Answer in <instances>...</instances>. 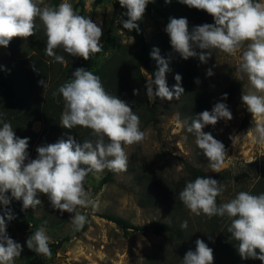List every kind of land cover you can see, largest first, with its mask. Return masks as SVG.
I'll use <instances>...</instances> for the list:
<instances>
[{
  "label": "clouds",
  "instance_id": "9594fccd",
  "mask_svg": "<svg viewBox=\"0 0 264 264\" xmlns=\"http://www.w3.org/2000/svg\"><path fill=\"white\" fill-rule=\"evenodd\" d=\"M154 2L119 0L121 8L127 10L123 13L127 19H120L123 29L139 33L138 22L143 20L148 4ZM164 2L170 4L172 0ZM178 2L206 12L214 23H204L189 30L186 18H170L164 31L173 51L184 60L198 58L201 63H207L212 50L233 56L241 53L238 78L247 76L250 85L247 91H242L241 101L255 122L246 135L264 145V0ZM41 27L46 36L45 54L55 62L66 63L64 56L56 53L57 49L85 61L102 51L100 22L80 15L68 0L58 6L45 5L44 0H0V46L7 48L14 38H31ZM131 43H134V37ZM150 56L157 61V71L147 79V98L149 101L157 98L178 100L184 94L182 76L178 73L174 76L176 84L170 89L166 80V74L171 71L168 60L159 55L158 48H154ZM213 75L212 69H207L206 76ZM194 82L201 83L199 78ZM38 83L47 87L44 80ZM139 94V89H133L134 96ZM52 95L62 97L64 102L60 126L68 130L77 126L90 129L95 139L79 143L74 136L68 135L55 143L38 146L36 158L31 159L28 152L30 138L18 137L11 123L0 119V205L4 206L0 211V264H15L23 251V246L7 233V223L16 218L8 207L13 199L22 202L23 210H34L42 203L39 197L46 196L53 209L74 214L72 228L79 232L88 223V216L78 209L99 210V202L91 198L85 187L88 175L106 169L114 173L127 171L129 157L125 146L145 139L140 118L132 105L110 94L100 77L86 68H76L71 78ZM227 98L228 94L224 93L221 100ZM232 119V112L223 102L215 103L211 111L204 110L195 115L190 123L180 121L177 116L178 123L186 125V131L194 134L196 146L207 159L209 168L216 173L225 164L227 149L204 128L215 126L220 120ZM230 139L233 142L234 136ZM222 192L223 186L218 180L197 176L186 182L179 199L196 216H227L231 221L228 232L238 242L236 249L240 258L258 259L264 264V193L253 195L241 191L235 198L218 205L217 197ZM180 227L186 229L187 221ZM50 239L46 230L40 227L28 236L26 246L35 254L50 259ZM195 244V251H187L182 264H214V250L202 239H197Z\"/></svg>",
  "mask_w": 264,
  "mask_h": 264
},
{
  "label": "rangeland",
  "instance_id": "374dc122",
  "mask_svg": "<svg viewBox=\"0 0 264 264\" xmlns=\"http://www.w3.org/2000/svg\"><path fill=\"white\" fill-rule=\"evenodd\" d=\"M61 2L63 0H44L45 5L51 6H58ZM68 2L80 15L90 16L93 21L100 22L103 29L101 46L105 44L107 37L111 36L114 43L129 47L127 56L132 58L131 55L136 53L134 49L135 31L129 32L120 24V19H127L123 16L127 10L121 8L119 0H68ZM204 15L207 23H214L210 15L206 12ZM196 16L192 8L179 3L178 0H172L170 4H166L164 0H155L154 3L148 4L143 20L138 23L147 42L163 54L164 47L169 41L164 28L170 18L184 17L190 24ZM37 24H40L39 20ZM132 37H134V43H131ZM34 46L45 50L46 36L42 27L31 38H14L7 48L0 46V69L12 73L19 83L29 88L26 96L28 103L39 102L40 107H44L47 98L53 96L54 86L58 84L60 76L59 71L53 67L54 58L42 57L47 69L39 78H34L33 61L36 56L40 55L34 50ZM57 51L58 55L64 56L66 61L62 67L69 64L68 74L75 66L84 68L90 64L91 58L95 56L94 54L88 61H85L83 58L70 56L62 49H57ZM113 52L114 50L99 53L97 67L91 72L94 74L96 70L98 71ZM66 57H69V60ZM174 57L168 53L164 57L168 60L170 69ZM240 57L239 52L233 56L219 50H212V56L207 63H201L196 58L193 65L192 78L194 81L196 78L201 81L200 84L195 83V88L203 96L201 112L211 111L213 105L220 101L232 82H235L237 88L235 96L228 104L233 119L231 121L220 120L215 126L209 125L204 128L205 132H211L216 139L223 142L227 149L225 164L218 173L209 168L207 159L195 144L194 134L188 133L186 125L177 121V116H179L180 121L191 122V119L184 115L186 108L183 102L184 96L181 95L178 100L173 99L172 101L159 100L155 122L145 125L144 117L140 119V128L145 133V139L140 143L125 146V152L129 157L127 171L116 173L114 182L108 184H102L107 169L99 174L90 173L88 175L85 187L91 198L99 202V210L94 212L91 207L78 209L88 216V223L81 231H73L71 224L73 213H61L53 209L47 197L43 195L39 197L42 203L34 210L32 209L30 214L7 223L9 236L23 246L21 256L16 258L15 264H37L41 259L44 260V264H148V262L163 264L174 262L172 256L169 257V261L158 257V249L167 243L168 234L160 236L153 232L144 235L133 230L127 232L105 218L106 215L123 218L138 226H152L163 222L180 227L183 221H187L188 227L184 230L188 240L191 237L195 242L197 239H202L210 246L215 237L210 234L213 227L210 220L205 221L202 229L199 230L198 224L205 218L203 214L196 216L185 206L175 211L167 200L165 205H160L159 198L161 189H165L168 194L176 190L180 183L189 180L187 163L200 169L207 177L221 174L223 192L218 196L219 204L230 201L241 191L250 192L255 186L257 178L254 175L248 180L237 181L235 179L237 175L249 170V163L264 156V145L255 143L250 135H246L247 130L254 127L255 122L252 121L251 114L241 101L242 91H247L250 85L247 76L243 79L238 78L240 74L237 68ZM209 68L214 72L211 77L206 76ZM173 70L174 68L166 74L170 89L175 85L172 81ZM143 72L147 82L151 76L145 69ZM40 80L47 82L46 88L38 83ZM141 98L150 104L154 103L147 98L146 89L142 92ZM1 105L4 104L0 101ZM146 115L147 111L143 113V116ZM244 121H248V126L241 131L240 127ZM60 123L61 118L59 125ZM18 124L20 122L12 125L18 137L33 138L28 148L31 159L36 158L38 146L54 142L55 138L49 134L50 127L45 119L36 121L29 130H24ZM233 136L232 142L230 137ZM3 209L4 206L0 205V211ZM218 220L220 224L217 231L229 222L227 216L225 219L219 217ZM40 227H43L51 238L49 246L52 256L50 259L35 254L26 246L28 236L35 231V228ZM195 248L196 245L190 243V246L182 249L181 255L189 250L194 251Z\"/></svg>",
  "mask_w": 264,
  "mask_h": 264
},
{
  "label": "trees",
  "instance_id": "16d2710c",
  "mask_svg": "<svg viewBox=\"0 0 264 264\" xmlns=\"http://www.w3.org/2000/svg\"><path fill=\"white\" fill-rule=\"evenodd\" d=\"M192 9L193 13H195L197 16L190 24H188L190 26L189 30H191L194 26L207 23V18L204 15V11L194 8ZM134 37V49L136 50V53L131 55L132 58H129L127 56L129 47L114 43L111 36H108L105 44L102 46V51L100 53H108V51L112 50H114V52L111 57H109L102 64L98 71L96 70L94 74L100 77L103 86L110 94L117 95L121 99L128 101L132 105L133 111L139 116V118L141 119L142 117H144L143 123L145 125H150L156 120L157 108L160 99L157 98L153 104H150L148 101L145 102V99L141 98V94L143 91H145V85L147 83L146 76L143 70L145 69V71L151 76V78L154 76V72L157 71V61L152 59L150 56V53L156 47L147 42L141 29L139 33H137L136 31L134 32ZM34 50L40 54L39 56H36L35 60L33 61V67L35 71L34 78H39L44 70L47 69L46 62L42 59V57H46L47 59H51V57L46 56L45 50L40 48L39 46H34ZM56 53L58 54L57 50ZM164 53L162 54L159 52V55L162 58L166 57L167 53L172 55L173 57L175 56L171 68H174V70L172 71V81L176 84L174 76L177 73L182 76L181 86L184 88L183 102L185 103L186 107L184 110V115L192 119L195 117V115L201 112V109L203 107V96L195 88V82L192 78L194 69L193 65L196 58H189L188 60H184L178 53L173 51L170 45V40L164 47ZM98 54L99 53L95 54V56L91 58L90 64H88L84 68L89 71L94 70L97 67ZM66 58L69 60V57ZM53 62V67L55 70L59 71L60 76V78L58 79V84L54 86V91H56L60 85L71 78L72 73L75 71L77 66H75L74 69H72V71L68 74L67 67L69 66V64L65 67H62V64L58 62L56 63L54 59ZM34 82H36V80H34ZM28 89L24 87L23 84L19 83L17 78H15L12 73L0 69V101L4 104L3 106H0V119L5 122H10L11 125L16 124V122H20L18 126L22 127L24 130L31 129L32 125L36 121L45 119L50 127L49 134L53 135L55 138L53 143L57 142L60 138H67L68 135L74 136V138L79 143H83V140L86 139H95L92 136L90 129L77 126L72 128L71 130H68L60 127L59 121L64 107L62 97L52 96L50 98H47V102L44 107H40L39 102L33 104L28 103L26 98V96L28 95ZM133 89H139L140 94L134 96ZM236 90L237 88L235 82H232L229 89L225 92L228 94L227 100L222 101L220 99L219 102H223L228 105L235 96ZM145 111H147V115L143 116V113H145ZM247 126L248 121H244L242 126L240 127V130H245ZM60 135L61 137H58ZM32 141L33 138H30L29 146L31 145ZM186 167L190 174L188 181L194 180L197 176L207 177L200 169H197L196 167L188 163L186 164ZM248 168L249 170L247 172L237 175L235 179L237 181L248 180L252 175H254L257 178V182L250 193L253 195L264 193V156L261 157V159L256 160L255 162L249 163ZM115 174L116 173L114 172L107 171L106 176L102 180V184L114 182ZM220 175L221 174H218L210 178L218 180L222 185L223 179L220 178ZM186 182L180 183L177 186L176 190L168 194L165 189H161V196L159 198V203H161L160 205H165V201L167 200L169 204L174 207L175 211L179 210L180 207L183 208L184 205L179 199V193L183 190ZM217 204L219 205L218 197ZM8 207L15 215V220L24 215L30 214L32 211L31 208L23 210L22 202H18L14 199ZM104 217L116 223L124 231L127 232L129 230H133L134 232H138L143 235L149 232H153L160 236L168 234L169 237L167 243L160 246V248L158 249V257H161V259H164V261H169V257L172 256L174 258V262H164L163 264H182L183 257L186 254L185 253L181 255L183 252L182 249L190 246V243L194 244V246L196 245L193 237L188 240L184 229H181V227L170 225L169 223L160 222L152 226H138L133 225L127 220L120 217L112 215H106ZM218 218L219 216H214L212 218H208L207 216H205V218L201 220L202 222H199L198 224L200 230L202 229V225L205 221H211V226L213 227L210 234L215 235V237L209 247L214 250V264H262V262L258 259L242 260L240 258L236 249L238 242L235 241L231 237V234L228 232V227L231 223L230 219L225 226L217 231L219 229L218 225L220 224ZM223 218L225 219V216ZM36 229L37 228H35V230ZM150 263L154 264L153 262ZM150 263L148 262V264ZM37 264H44V260L41 259Z\"/></svg>",
  "mask_w": 264,
  "mask_h": 264
}]
</instances>
